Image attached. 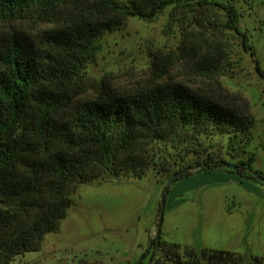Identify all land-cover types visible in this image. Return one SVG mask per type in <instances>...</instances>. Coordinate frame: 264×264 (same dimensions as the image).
Returning <instances> with one entry per match:
<instances>
[{
    "label": "trees",
    "instance_id": "obj_1",
    "mask_svg": "<svg viewBox=\"0 0 264 264\" xmlns=\"http://www.w3.org/2000/svg\"><path fill=\"white\" fill-rule=\"evenodd\" d=\"M190 1L195 0H0V21L65 6L80 13L74 24L43 33L37 43L0 37V264L40 251L45 237L59 231L72 197L90 182L141 178L150 169L169 181L192 170L234 172L208 153L204 140L248 134L254 126L248 102L172 84L109 102L72 103L81 74L108 33L129 18L153 20ZM236 22L231 11L229 27L236 30ZM224 56L208 54L194 66L214 79ZM251 162L237 173L264 183ZM151 245L175 264L263 263L252 254L182 248L160 234Z\"/></svg>",
    "mask_w": 264,
    "mask_h": 264
},
{
    "label": "rangeland",
    "instance_id": "obj_2",
    "mask_svg": "<svg viewBox=\"0 0 264 264\" xmlns=\"http://www.w3.org/2000/svg\"><path fill=\"white\" fill-rule=\"evenodd\" d=\"M210 1L219 4L180 3L153 20L129 18L108 33L81 74L72 103L109 102L172 84L248 102L251 131L210 137L204 147L228 164L252 159L248 166L264 178V0ZM231 11L236 30L228 24ZM78 18L72 7L48 15L33 10L0 21V37L37 43L43 33ZM219 51L225 54L220 73L202 76L195 63ZM197 171L170 186L153 169L141 178L81 186L59 231L45 237L40 251L12 264H175L152 247L158 234L182 248L252 254L264 264V183L237 171Z\"/></svg>",
    "mask_w": 264,
    "mask_h": 264
},
{
    "label": "water",
    "instance_id": "obj_3",
    "mask_svg": "<svg viewBox=\"0 0 264 264\" xmlns=\"http://www.w3.org/2000/svg\"><path fill=\"white\" fill-rule=\"evenodd\" d=\"M226 167L228 169H231V170H234V171H237L239 170L240 166L238 165H233V164H227ZM178 178V175L174 176L173 178L170 179V181L168 182V186H170L176 179Z\"/></svg>",
    "mask_w": 264,
    "mask_h": 264
}]
</instances>
